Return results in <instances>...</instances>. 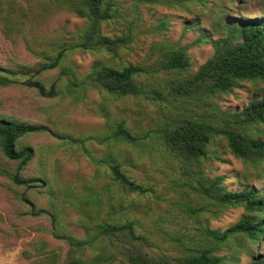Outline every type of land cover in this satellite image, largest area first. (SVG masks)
I'll return each mask as SVG.
<instances>
[{"label": "rangeland", "instance_id": "374dc122", "mask_svg": "<svg viewBox=\"0 0 264 264\" xmlns=\"http://www.w3.org/2000/svg\"><path fill=\"white\" fill-rule=\"evenodd\" d=\"M116 2L122 17L103 27L105 35L119 36L131 21L135 18L138 21L134 42L113 61L117 66L130 63L151 67L160 60L158 47L164 44L168 48L186 50L192 66L187 73L177 75L183 78L194 73L213 55L212 44L205 41L208 35L213 34L214 39L223 36L213 30L208 9L201 10L198 5H188L184 9L165 5L139 6L134 12V0ZM21 4L31 14V35L37 37V43L43 42V38L45 41L73 42L76 32L86 26L85 18L58 7L53 0H23ZM215 4L225 8L227 21L264 16V0H211L208 6ZM194 22L198 25L190 26ZM7 58L31 66L42 63L39 57L26 50L24 41L17 35H13L11 41L0 39V60L5 62ZM98 60L108 62L110 58L76 50L67 54L62 66L69 68L81 81ZM60 72L57 68L40 78L47 89L53 83L57 85L58 95L53 99L42 98L35 90L19 85L0 89V113L5 117L49 128L47 133L31 134L22 140L23 145L33 149L34 157L21 175L36 179L35 187L14 186L0 175V264H29L22 253L30 249L31 242L39 239L50 242L52 248H61L63 254L66 251L62 241H55L48 234L52 227L45 217L22 215L30 210L22 198L27 197L37 209L55 210L61 229L79 239L87 236L80 220L85 217L88 205L82 202L98 196L103 214L107 204H126L128 201L113 189L107 165L98 163L110 155L120 158L123 170L132 180L153 189V193L144 198H134L132 210H129L131 204L128 202L116 216L121 221L126 217L137 221L136 233L147 241L145 251L167 258L178 257L186 246L203 243L198 229L224 231L245 216L241 207L219 209L208 205L194 192L192 185L195 182L183 171L182 164L169 158L159 144L150 145L151 137L145 141L149 145L142 148L115 145L106 138L101 142L106 131L112 129L110 126L121 120L135 134L150 133L152 136L155 122L164 121L168 106L144 98L111 99L88 83L85 88L68 90L66 77H61ZM158 76L162 81L176 74L159 73ZM16 78L24 80V77ZM143 82L146 84L150 80L143 78ZM263 96L264 83L245 81L238 83L231 93L208 103L221 112L233 113L242 110L250 100ZM101 106L107 110L106 117L101 113ZM249 133L264 139V124L250 126ZM70 138L82 144L68 141ZM118 153L121 155L116 156ZM3 161L0 159V163ZM9 165L11 171H15L17 165ZM194 170L198 173L197 178L222 177V187L227 191L264 188L261 169L232 156L223 140H217L208 148L207 157ZM191 209L203 211L194 215L188 211ZM213 248L214 253L222 257V264H250L253 260L251 251L264 253V242L257 251L249 239L237 235Z\"/></svg>", "mask_w": 264, "mask_h": 264}, {"label": "trees", "instance_id": "16d2710c", "mask_svg": "<svg viewBox=\"0 0 264 264\" xmlns=\"http://www.w3.org/2000/svg\"><path fill=\"white\" fill-rule=\"evenodd\" d=\"M21 1L0 0V39L6 42L11 41L13 35L21 37L26 50L39 57L42 63L34 67L14 62L12 58H7L5 62L0 60V89L19 85L35 90L42 98L53 99L58 95L57 85L53 83L47 89L40 78L46 72L60 68L61 77H66L68 90L85 88L88 83L111 99L144 98L168 106L169 112L164 121L155 122L152 136L150 133L135 134L121 120L110 126L112 129L106 131L101 142L106 138L115 145L142 148L149 145L145 141L151 137L149 139L153 142L150 145L159 144L169 158L182 164L183 171L195 182L192 185L194 192L208 205L219 209L241 207L245 213L241 220L224 231L198 229L203 243L186 246L184 253L178 257L167 258L145 251L147 241L136 233L137 221L126 216L121 221L116 216L128 202L131 204L129 210H132L136 200L152 194L153 189L132 180L123 170L120 158L110 155L98 163L107 165L114 191L128 202L107 204L104 214L98 196L82 202L88 205L85 217L80 220L87 230L83 239L61 229L55 210L37 209L27 197L22 198L30 209L22 215L45 217L52 227L48 231L50 237L66 246L63 254L61 248H52L47 240L33 241L29 244L30 249L22 253L29 264H222L223 259L214 253L213 246L237 235L249 239L258 251L264 242V188L227 191L222 187V177L213 180L197 178L194 168L207 157L210 146L217 140H223L232 156L256 169L260 168L259 173L264 180V139L249 133L250 126L264 124V96L250 100L242 110L233 113L221 112L208 103L220 95L231 93L240 82L264 83V16L227 21L225 8L219 4L209 7L211 0H134V12L139 6L158 5L179 9L198 5L201 10L208 9L213 30L223 36L214 39L213 34L208 35L205 41L212 44L213 55L194 73L182 78L177 75L187 73L192 66L186 50L168 48L164 44L158 47L160 60L151 67L130 63L114 65L113 61L120 58L122 50L134 42V29L138 22L135 18L119 36L105 35L103 27L122 17L116 0H53L58 7L86 19V26L76 32L70 43L58 39L45 41V38L37 43V37L31 35V14ZM76 50L106 55L110 60H98L89 75L78 81L69 68L62 66L67 54ZM159 73L176 76L159 81ZM16 77H24V80L19 81ZM143 78L150 82L143 84ZM101 113L107 116L103 106ZM47 132L49 128L43 125L17 122L0 113V159L5 160L0 163V175L8 178L14 186L35 187L36 179L21 175L34 157L33 149L23 145L22 140L31 134ZM68 141L80 142L72 138ZM9 163L17 165L15 171H11ZM188 211L195 215L203 210ZM251 255L253 260L250 264H264V253L256 254L252 250Z\"/></svg>", "mask_w": 264, "mask_h": 264}]
</instances>
